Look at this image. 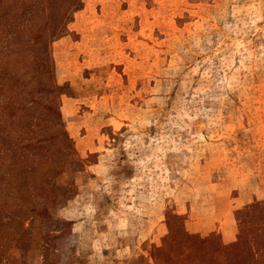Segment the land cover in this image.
<instances>
[{"label":"rangeland","instance_id":"1","mask_svg":"<svg viewBox=\"0 0 264 264\" xmlns=\"http://www.w3.org/2000/svg\"><path fill=\"white\" fill-rule=\"evenodd\" d=\"M0 264H264V0H0Z\"/></svg>","mask_w":264,"mask_h":264}]
</instances>
